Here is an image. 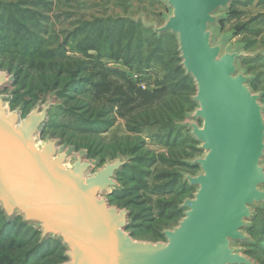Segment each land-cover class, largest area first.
Instances as JSON below:
<instances>
[{
  "label": "water",
  "instance_id": "1",
  "mask_svg": "<svg viewBox=\"0 0 264 264\" xmlns=\"http://www.w3.org/2000/svg\"><path fill=\"white\" fill-rule=\"evenodd\" d=\"M246 0H162L163 24L143 26L157 36L173 35L179 67L194 85L195 105L180 127L200 156L182 174L194 189L179 205L182 218L163 230V241L134 240L130 214L111 206L117 175L128 157L99 161L46 137L38 140L57 107L53 96L25 117L8 112L0 96V211L7 222L21 218L39 232V242L58 240L61 264H256L240 245L257 208H264V105L250 88L240 61L264 55L227 46L218 27L233 3ZM13 83L0 70V93ZM72 161L69 165V161ZM93 170V172H92Z\"/></svg>",
  "mask_w": 264,
  "mask_h": 264
},
{
  "label": "trees",
  "instance_id": "2",
  "mask_svg": "<svg viewBox=\"0 0 264 264\" xmlns=\"http://www.w3.org/2000/svg\"><path fill=\"white\" fill-rule=\"evenodd\" d=\"M43 2L42 0L40 4L45 6ZM160 2L162 4V0ZM239 3L231 5L225 18L220 22L218 31L221 30L223 22L231 17L233 5ZM37 4L36 0H16L14 2H7L6 4L0 1V56H10L9 61L11 62L8 63V73L13 78L12 84L15 86L21 82L20 86L22 88L27 87V91L31 94V101L25 103L27 106L29 104L32 106L33 104L29 112L42 100L45 99L46 101L48 96H53L57 107L49 115L41 136H45L44 139L46 137L56 139V134L46 133L47 130H51L52 132L60 131L61 134L65 130H69L74 135H99L113 126V118L110 115L113 105L123 108L125 105L127 106L133 97H137L138 95H141L143 101L154 98L153 93H141L134 96L135 93L131 92L133 97L130 99V96L124 93L125 91H122L121 87H118L107 99L108 102H111L110 107L112 109L106 106L99 107L96 105L95 99L105 98L106 101V95L102 93V90L107 91L109 88V85L105 88L106 83L101 80V76L108 73H116L117 71L103 67L100 63L93 64V62L99 60L98 58L102 57V55H105V52H102V48H104L109 51L106 55L107 57L115 61H122L128 67V69L125 68L127 72L134 70L136 71L135 74H145L144 70H147L148 66L152 65L153 62H163L162 57H160L163 50L162 46L165 44L164 41L168 42L167 40H169L174 44L175 51L168 54L166 65L163 63L165 66L164 81L166 83L162 85L160 93L168 89L171 91V95L176 97L177 101L168 112L157 111L156 113H152L151 119H154V123L159 125L157 130L163 133L157 136L160 138L158 142L164 143L166 147L177 145L176 142H178L177 138L179 137L177 133L186 131L180 127V124L184 121L186 115L193 111L195 105L191 102V97L194 94H188V88L194 91V85L190 78L184 76L182 69L179 67L180 61L175 37L170 34L157 36L153 31L143 26L141 19L135 21L130 18L111 19L110 17H99L97 19L91 17L85 19L81 16V25L84 26L82 27L83 32L85 30L88 31L86 37L90 38L91 45L84 48L74 47V51L79 50L81 53V58H72L69 55L72 44L68 39L64 37L61 40L58 34L54 37L55 32L53 28L50 33L43 28L41 22L50 21L51 26H53V22L48 16L36 13ZM164 9L166 12L165 7ZM165 12L161 15L162 19ZM144 19L147 21V17ZM125 31L130 33L126 32L125 34ZM52 32L54 33L52 34ZM241 32H243V29L234 30L232 35L234 36ZM135 35L137 36L135 37ZM71 40H76L75 32ZM143 44H145V50ZM236 46H241V49L247 53L264 51V48L254 51L249 50L250 46L246 43ZM90 49L97 52L96 57L93 59L88 54ZM143 52H146V55ZM260 60L264 61V55L241 60L239 65L242 70L252 77L250 88L255 93H261V102L264 105V92L255 89L257 84L256 77L242 67L244 63H253ZM97 65H99L98 68H96ZM132 66H135L137 70ZM98 73L100 74V79L97 78ZM142 76H140V79ZM134 82L131 81L132 85H130V88H137L134 85L136 82ZM38 92L42 93L41 97L46 95L44 96L45 98H39ZM189 106L190 109L184 112ZM20 108L23 109V106H20ZM136 119L138 120V118ZM147 119L150 118L147 117ZM176 119L180 121L175 122ZM129 120L126 119L127 124L131 122V119ZM147 124L149 123L145 120L143 125ZM126 127L130 132H141L140 126L137 127L135 125L132 127L127 125ZM175 135H177V138ZM57 140L63 145L80 151L70 146L67 142L65 143V141ZM185 140L192 142L196 154L181 162H178L177 159H168L166 157L161 159L154 157L147 158L146 155L140 153L141 145L137 143L130 148L129 152L124 154L117 153L114 157L108 156L103 160L97 158L96 155H92L91 152L84 151V153L88 159L98 160L101 164L106 159H115L117 156L128 157L130 159L129 165L117 175L118 190L108 195L110 196V200H107L111 206L127 210L130 214L129 220H132V211H137L140 208L134 219H139V224L146 228L147 233L155 234L156 231H153L154 226H152V221L148 219L151 218L150 211L152 209L146 207L148 199L140 195V192L147 190L145 181L151 174L149 170L152 167L154 168L157 163L168 164L171 169L175 165L184 166L194 171L190 175L195 174L197 169L189 167L186 162L199 156L200 152L197 150V144L189 134L182 142ZM182 174L189 173L169 171L155 174L153 176L154 180L161 183L166 179L165 182L167 183H161L154 192L160 193L164 191L165 193L167 189H172L180 179L181 185L179 191L187 187L192 189L186 183H183ZM115 203L122 205V207H118ZM180 204L173 201L170 203L162 199L157 201L156 210L159 212V218L156 221L164 224L166 220H174V218L180 215V218H182V213L178 208ZM259 212L261 216L258 215ZM129 227L130 224L127 228L129 229ZM163 230L168 229H162L161 232H158L159 234L156 233L160 239L156 242L163 241L161 235ZM245 232L251 242L240 245L243 253L256 262V264H264V208H257L254 211L253 218ZM39 235V232L34 228L24 225L21 218L7 222L0 211V264L63 263L65 261L63 257L64 253L57 255V262L55 263L53 259L51 261L49 258L56 254V249H53L51 252L48 251L51 241H56L61 246V249L64 250L61 243L56 239H48L40 243Z\"/></svg>",
  "mask_w": 264,
  "mask_h": 264
},
{
  "label": "rangeland",
  "instance_id": "3",
  "mask_svg": "<svg viewBox=\"0 0 264 264\" xmlns=\"http://www.w3.org/2000/svg\"><path fill=\"white\" fill-rule=\"evenodd\" d=\"M0 1L6 4L7 2H14L16 0ZM36 1L38 2L35 10L36 13L48 16L53 22V26H51L50 21L41 22L43 28L49 33L53 28L55 32L54 37L58 34L61 40L64 37L68 39V41L72 44L69 52V55L72 58H81V53L79 50L74 51V47L84 48L86 46L90 47L91 45L90 38L86 37L88 31L85 30L83 32L82 27L84 26L81 25V16L85 19H89L91 17H95L96 19L99 17H110L111 19L130 18L133 21L138 20L141 17H147L148 23L153 22L160 26L164 22L161 15L165 12V9L160 0H43V4L45 3V6L40 4L42 0ZM231 11V17L223 22L221 30L218 31V38L227 36L226 44L231 49H234L236 45L241 43H246L250 46L249 50L252 51L256 49H263L264 0H248L244 2V4H234ZM166 13L167 11L165 14ZM238 29H243V32L233 36V31ZM54 32H52V34ZM61 32L63 33L61 34ZM74 32L76 34V40L72 41L71 39ZM126 32L130 33L125 31V34ZM136 36L137 35H135V37ZM167 41L168 42L164 41L165 44H163V50L160 54L163 62H153L152 65L148 66L147 70H144L146 72L145 74H135L136 71L134 70L127 72L125 68L128 69V67L122 61H115L112 58L107 57L106 55L109 51L104 48H102V52H105V55H102V57L98 58L99 60L93 62V64L100 63L103 67L117 71L116 73H108L101 76V80L106 83L105 88L108 85L109 88L107 91L104 89L102 90V93L106 95V101L105 98L95 99V103L99 107H110L111 102H108L107 99H109L108 97L111 96V93L118 87H121V90H124V93H127L130 96V99L133 97L131 92L135 93L134 96L141 93H153L152 95H154V98L143 101L141 95H138L137 97H133L132 100L128 102L127 106L125 105L123 108L118 105H113V109L110 107L112 109L110 115L111 118H113V126L99 135H74L69 130H65L63 134H61L60 131L52 132L51 130H47L46 133H55L56 139L65 141V143L67 142L70 146H73L80 151L91 152L92 155H96L97 158L102 160L108 156L114 157L117 153L124 154L129 152L130 148H132V146L136 143L141 145L140 153L142 155H146L147 158L154 157L156 159H161L166 157L168 159H177L178 162H181L192 157L193 154H196L193 149L194 145L192 142H187L186 140L182 142L188 135L187 131L176 132L179 137L177 138V135H175L178 142H176L177 145H174L173 147H166L164 146V143H159L158 141L160 138L157 136L162 135L163 133L157 130L159 125L154 123V119H151L152 113H156L157 111L168 112L169 109L174 107L177 101L176 97L172 96L171 91L168 89L160 93L163 87L162 85L166 83L164 81L165 66L163 63L166 65V62L168 61V54L170 52L174 53L175 51L174 44L169 40ZM143 46L145 50V44H143ZM143 53L146 55V52ZM88 54L91 59H93L96 57L97 52L90 49ZM9 59L10 56H0L1 71L9 72L8 63L11 62ZM98 66L99 65H97L96 68H98ZM132 67L137 70L135 66ZM242 67L256 77L257 84L255 89L257 91L264 92V61L260 60L253 63H244L242 64ZM140 76H142L141 79ZM97 78L100 79L99 73L97 74ZM131 81L136 82H134V85L137 88H130V85H132ZM20 85L21 82L15 86L13 84L10 85L7 89L0 93V96L10 98V100L6 103V109L8 112L18 109L21 117L23 118L28 114L33 104L32 106H30L31 104L28 106L25 104L26 102L31 101V94L27 91V87L22 88ZM188 89V94L193 95L194 91L191 88ZM37 95H40L39 98H45L44 96H46L44 95L41 97V92H38ZM44 101L45 99L42 100V102ZM20 106H23V109H21ZM189 109L190 106L186 108L184 112H187ZM147 117L150 119H147ZM136 118H138V120ZM126 119H131V122L127 124ZM145 120L148 121L149 124L143 125ZM177 121L180 120L176 119L175 122ZM127 125L132 127L135 125H137V127L140 126L139 128L141 129V132H130L126 127ZM44 137L45 136L40 135L38 140L42 142ZM71 162V160L68 162L69 165ZM164 164L157 163L154 168H150L149 173L151 174L145 181L147 190L140 192V195H142L145 199H148L146 207H150L152 209V211H150L151 215L149 214L152 219L147 218L152 221V226H154V229H152L153 231H156V233L161 232L162 229H171L176 226L178 221L181 219L180 215L174 218V220H166L164 224L156 221V219L159 218V212L156 210V202L162 199L170 203L173 201L180 204L182 200L191 198L194 193V189H189L188 187L179 191L181 179L178 180L172 189H167L165 193L164 191L160 193L154 192L157 187L161 185V183H167L165 182L166 179L163 180V182L158 183L153 178L155 174L169 171H182L189 174L194 173L193 170L185 168L184 166L181 167L175 165L174 168L171 169L168 164ZM100 166L101 163L99 162L95 168H99ZM106 198L110 200V196ZM115 205L122 207V205L117 203H115ZM138 210L132 211V220H129L128 222L130 227L129 229L127 228L126 231L132 235L134 240L137 241L156 242L160 240L157 237L159 233H147L146 228L139 224V219H134L136 213L139 212ZM258 215L261 216V213L259 212ZM53 249H56V254L52 255L49 259L51 261L53 259L56 263L57 255H59V253L63 254L64 250L61 249V246L56 241H51L48 251L51 252Z\"/></svg>",
  "mask_w": 264,
  "mask_h": 264
}]
</instances>
